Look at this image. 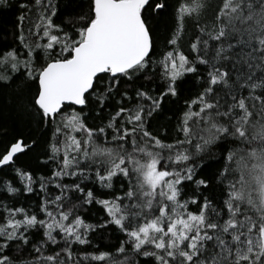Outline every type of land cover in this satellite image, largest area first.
<instances>
[{
	"label": "snow or ice",
	"instance_id": "6c2138e0",
	"mask_svg": "<svg viewBox=\"0 0 264 264\" xmlns=\"http://www.w3.org/2000/svg\"><path fill=\"white\" fill-rule=\"evenodd\" d=\"M0 98V264H264V0H0Z\"/></svg>",
	"mask_w": 264,
	"mask_h": 264
},
{
	"label": "trees",
	"instance_id": "16d2710c",
	"mask_svg": "<svg viewBox=\"0 0 264 264\" xmlns=\"http://www.w3.org/2000/svg\"><path fill=\"white\" fill-rule=\"evenodd\" d=\"M4 102L2 98H0V103ZM5 116H7V111H5Z\"/></svg>",
	"mask_w": 264,
	"mask_h": 264
}]
</instances>
